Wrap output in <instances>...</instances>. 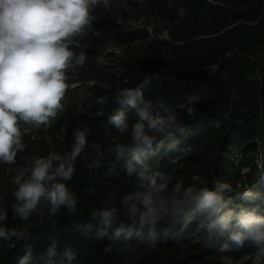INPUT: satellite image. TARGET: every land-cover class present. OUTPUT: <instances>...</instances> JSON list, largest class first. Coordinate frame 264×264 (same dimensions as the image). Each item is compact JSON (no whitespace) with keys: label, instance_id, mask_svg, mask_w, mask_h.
Listing matches in <instances>:
<instances>
[{"label":"trees","instance_id":"1","mask_svg":"<svg viewBox=\"0 0 264 264\" xmlns=\"http://www.w3.org/2000/svg\"><path fill=\"white\" fill-rule=\"evenodd\" d=\"M216 2L172 0L169 4L167 0H144V15L149 20L153 15L159 17L161 25L171 30V43L161 44V47L153 44L152 36L130 34V28L117 23L126 19L128 9L140 15L142 12L138 7L142 6L131 3L130 8L126 5L121 7L122 1L116 0L112 3L113 14L98 9L94 13L97 18L106 13L104 18L111 21L89 31V39L81 37L82 42L90 43L93 48L88 51L90 56L85 65L76 68L87 72L77 77V81L91 78L102 86L111 87L107 90L99 86L85 89L91 93L94 102V112L90 111L93 116L79 113L76 105L72 104L84 85L69 89L66 94L69 99L62 102L63 111L51 120L52 129L44 140H23L26 150L18 153L17 163L11 165L18 171L33 156L70 151L73 129L87 124L90 127L88 145L75 162L72 180L65 182L77 194V212L69 215L62 209L56 217L36 216L23 223L11 209L13 187L10 178L15 172L0 177V205L8 209L6 224L8 227H24L30 232L27 242L34 247L31 264H67L62 255L67 247L77 253L71 264H203L207 251L214 249L212 242L216 238L212 239V235L202 230L201 235L193 237L197 232L191 228L184 230L185 225L169 222L164 225L169 228L168 236L162 238L154 250L134 239L126 255L118 253L115 244L112 253L105 255V246L113 242L93 240L99 221L92 220L90 213L93 208L105 204L121 209V196L135 186V178L128 177L123 168L124 158L115 151V145L126 143L127 137L116 133L107 121V115L116 107L115 104L109 102L104 116L94 115L101 108L95 103V97L114 94L117 83L134 86L150 77V82L143 89L145 97L152 99L161 112L175 109L187 130L186 135L178 136L181 143L176 151L162 150L147 157L148 172H164L173 178V182L183 181L185 186L206 184L211 188L216 181L227 182L237 191H242L261 173V152L264 157V0ZM181 11L184 12L183 17L178 15ZM114 33L120 35L116 38L118 47L127 48V61H116L114 66H93L92 56H97L93 50L102 54V45L111 34L115 36ZM159 34L160 27L157 26L155 35ZM215 66L218 67L216 76H207V70ZM125 76L130 79L129 85L123 84ZM73 82L68 80L69 84ZM193 96L198 97V106L194 115L188 116L179 105ZM127 111L130 122H135L134 110ZM64 121L71 126L64 141L60 142L54 131L55 126ZM216 121L221 122L219 127L215 126ZM109 131L111 135L107 134ZM97 144L104 152L99 159L94 147ZM197 178L199 182L195 181ZM254 184L257 187L259 182L250 184L251 190ZM244 202L238 200L236 204ZM89 224L93 227L85 233L80 226ZM53 235L59 240L58 255L50 260L45 249ZM23 243L0 241V264H18L19 257L24 255Z\"/></svg>","mask_w":264,"mask_h":264},{"label":"clouds","instance_id":"2","mask_svg":"<svg viewBox=\"0 0 264 264\" xmlns=\"http://www.w3.org/2000/svg\"><path fill=\"white\" fill-rule=\"evenodd\" d=\"M110 3L111 0H0V162L15 165L18 153L26 150L24 126L47 125L63 111L62 102L69 90L68 72L77 71L87 61L83 51L77 54L74 50V42L89 34L92 12ZM149 82L150 77H146L134 86L118 85L114 94L95 97V103L101 106L95 117L105 115L110 101L116 106L107 121L116 133L127 137L126 143L115 145V151L124 158L123 168L128 177L135 178V186L121 196V209L105 204L91 210L90 218L99 221L93 240L113 242L105 246V255L112 253L113 244L118 253L126 255L134 239L154 250L169 234L164 225L171 222L187 226L198 221V230L210 236L226 234L220 253L238 250L250 242L257 249L256 255L264 257V202L245 206L260 199L256 184L252 190L247 185L242 191L221 181L211 188L185 186L183 181L173 182L164 172L147 171L149 155L176 151L181 143L178 136L187 132L175 109L161 112L152 99L145 97L143 89ZM123 84L129 85L130 79L125 78ZM197 100L198 97H189L179 107L188 116L194 115ZM127 109L134 110L135 122H130ZM220 124L215 122L216 127ZM89 133L87 124L75 127L70 151L33 156L16 171L10 178L11 209L16 218L27 223L36 216L56 217L62 209L69 215L77 212V194L65 182L73 178L75 162L88 145ZM107 134L111 135V131ZM94 147L99 159L103 149L99 144ZM238 200L246 202L236 204ZM7 220L8 209L0 205V241L24 242V255L18 264H31L34 247L27 242L30 232L24 227H8ZM80 227L87 233L93 225ZM58 246V238L50 236L45 249L50 260L58 255ZM62 255L71 264L77 253L67 247ZM224 259L230 257L225 255Z\"/></svg>","mask_w":264,"mask_h":264},{"label":"rangeland","instance_id":"3","mask_svg":"<svg viewBox=\"0 0 264 264\" xmlns=\"http://www.w3.org/2000/svg\"><path fill=\"white\" fill-rule=\"evenodd\" d=\"M116 1V0H111L110 6L107 8H96L93 12H92V16H93V22H92V26L90 31H94L96 30V26L97 29L99 28L100 25L103 24H107L108 20L111 21L110 19H106L104 18V14L102 17L97 18L96 15H94V13L98 10H103V11H107L108 14H113L114 12H111L112 7V3ZM122 4L121 7H123L124 5H126V7L130 8L131 3L133 4H138L137 6H142V7H138V9L140 10V15H137L134 11H130L129 9L126 10V19L125 20H118V24H120V26L122 27H128L130 28L129 33L130 34H145V35H150L153 37V44H159V47H161V44H166V43H171V39L169 37L170 34V29L168 26L166 25H161L160 23V18L153 15L151 16V19L149 20L147 16H145V3L144 0H121ZM208 1L209 0H205ZM219 2V0H212V2H209L210 4H217V2ZM172 0H167V3H171ZM129 3V4H128ZM184 12L181 11L180 13L178 12V15H180V17H183ZM151 25H150V23ZM160 27V34L158 36L155 35V27ZM105 35H108L107 33H103ZM114 35L111 34V37L108 41L104 42V44L102 45V51H104L102 54L99 53L96 49L93 50L94 54H96L97 56H92L93 60L91 61V63L93 64V66L95 67H101V66H106V65H116L114 64V62L119 61V62H126L127 61V48L123 47H118L119 45L116 44V38H118L120 35L119 33H114ZM113 37V38H112ZM90 38V32L89 34L85 37V39H89ZM79 41H75L73 48L74 50L77 52V54H79L80 51H83L86 56L87 59L90 56V54L88 53L89 50H91V48H93L91 46L90 43L86 42H82L81 38L78 39ZM81 42V43H80ZM170 53H168L169 55ZM90 59V58H89ZM89 61V60H88ZM138 66V65H137ZM217 66L210 68L207 70V76L209 77H215L216 76V70H217ZM209 70H213L215 73L214 74H210ZM75 69H71L68 72V80H74L73 83L69 84V89L72 90L73 88L75 89L77 85H84V89H82V91L79 93L80 95H77L75 98V100L72 101L73 105H76V109L79 113L81 114H86L88 113L89 115L93 116V114L91 112H94V102L93 99L91 98V93H87V91H85L86 88H89V90H91L90 88H94V87H98L100 89H104L107 90L109 88H105L103 87L100 83H98L97 81H95V79H91L88 78L87 81H77V77H79L81 74L82 75H86V71L82 72V71H75ZM86 72V73H85ZM89 77V76H88ZM125 78H128V76H125L123 78V81ZM121 86V84L117 83L116 86ZM75 86V87H74ZM79 86V87H80ZM95 92H98L97 90ZM69 98L65 97L64 101H67ZM95 101V100H94ZM91 111V112H90ZM87 115V114H86ZM52 121H50L49 124L47 125H42L40 127H36V126H24L22 128V132H23V136L22 139L24 140V142L26 140L32 141H41L44 140L46 134L49 133V129H52ZM70 123L68 121H64L62 122V124L60 126L56 125L55 126V131H54V135L56 137V139L60 142L64 141V137L67 135L68 131H69V127H70ZM51 137V135H50ZM48 141V138H46ZM50 143L53 144V141L50 139ZM262 152L259 155V159L261 160V165L259 166L260 168H262V173H259L256 177V180L251 181L250 183H248V186L250 184L255 183L256 181L259 182V185L255 188V190H258L257 192H259L261 194L260 199L256 200L255 202H247V204L245 203V206L248 207H253L252 205L257 203V202H264V177L262 175H264V157L261 156ZM263 161V163H262ZM29 162H25L24 166L27 165ZM238 161H236V166ZM16 173V169L13 170L11 165H7L3 162H0V177H5V174L7 173H12V172ZM248 172V170H247ZM196 182H199L200 180L197 178L195 179ZM201 185H206V184H201ZM237 187L239 188V185H237ZM259 209V213L261 215H263V211L260 207H258ZM197 222V224H196ZM191 228L192 230H194V232H197V234L193 235V237L199 236L202 234V230H198V221H194L193 223L185 226L184 230H186V228ZM196 230V231H195ZM215 239V241L212 242V245H214V249H209L207 251V258L204 259V262H207L208 264H264V257H260L256 255V247L254 245H252L250 242L249 244L245 245L238 249V250H234L232 252H228V253H220L219 249L221 247V245L223 243L226 242V234H213L212 235V239ZM211 245V246H212ZM213 252V253H211ZM209 255L211 256H215L218 258H214V257H208ZM225 255H228L230 257V259H224ZM202 264V263H200Z\"/></svg>","mask_w":264,"mask_h":264}]
</instances>
